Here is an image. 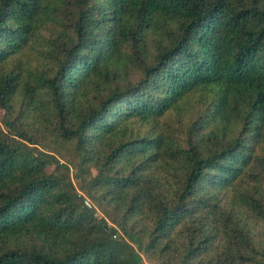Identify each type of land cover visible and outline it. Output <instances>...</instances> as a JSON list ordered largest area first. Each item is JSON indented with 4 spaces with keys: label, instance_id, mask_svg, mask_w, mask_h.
Returning <instances> with one entry per match:
<instances>
[{
    "label": "trees",
    "instance_id": "1",
    "mask_svg": "<svg viewBox=\"0 0 264 264\" xmlns=\"http://www.w3.org/2000/svg\"><path fill=\"white\" fill-rule=\"evenodd\" d=\"M0 108V264H264V0H0Z\"/></svg>",
    "mask_w": 264,
    "mask_h": 264
},
{
    "label": "rangeland",
    "instance_id": "2",
    "mask_svg": "<svg viewBox=\"0 0 264 264\" xmlns=\"http://www.w3.org/2000/svg\"><path fill=\"white\" fill-rule=\"evenodd\" d=\"M58 25H51L50 28L56 29ZM44 38L43 40H40L37 45L33 44V47H30L26 50V52L23 54L22 58L23 61L26 63V66L29 67L33 71L37 70H50V66L53 63L52 60H50L48 53V39L52 37V33L50 30H47L43 33ZM16 61L13 62V64ZM12 65L9 67L11 68ZM137 78L136 76L134 79ZM208 96H205L202 93H197L193 97L189 98V101H187L182 105V109L179 111H175L170 113L166 118L162 120V127H167L170 130L169 132L173 133L175 137L182 143L183 146L187 148V142H188V124L193 119L196 118L197 115L201 112V109L204 107L205 102L208 100ZM4 116L5 112L2 108H0V125L3 126L4 122ZM63 151L61 153L55 152L53 149H47L49 153L55 155L63 164H66L68 161L70 162V168L71 171L67 172L57 166V164L53 163L49 167V172H64L65 174L70 175V178L73 180L74 184L76 185L78 192L80 195H85L87 200L94 206H97L98 203H96L91 195L86 193L84 190L81 189V185L79 181L76 179V157L73 153L72 146H67L65 148H61ZM93 175H95V171H93ZM240 184V191L245 192L246 194L252 195L256 199H260L264 197V171H259L258 177L249 178L246 179L243 183ZM250 201V199H249ZM98 207V206H97ZM105 207H99L98 208V216L99 217H105L106 219H110L112 212L111 210H104ZM245 213V218L250 220L252 222L251 228L255 230L257 234H260L259 230L264 231V226L259 225L255 217L253 216V212ZM118 216V215H117ZM120 234V233H119ZM144 262L146 264H158L156 261H150L152 259L148 258L146 255H143Z\"/></svg>",
    "mask_w": 264,
    "mask_h": 264
},
{
    "label": "built area",
    "instance_id": "3",
    "mask_svg": "<svg viewBox=\"0 0 264 264\" xmlns=\"http://www.w3.org/2000/svg\"><path fill=\"white\" fill-rule=\"evenodd\" d=\"M85 204L89 207V208H93L94 206L89 202V200L86 199ZM112 226V225H111Z\"/></svg>",
    "mask_w": 264,
    "mask_h": 264
}]
</instances>
